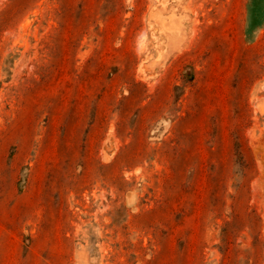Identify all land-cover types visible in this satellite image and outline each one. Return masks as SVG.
<instances>
[{
	"label": "rangeland",
	"instance_id": "obj_1",
	"mask_svg": "<svg viewBox=\"0 0 264 264\" xmlns=\"http://www.w3.org/2000/svg\"><path fill=\"white\" fill-rule=\"evenodd\" d=\"M0 264H264V0H0Z\"/></svg>",
	"mask_w": 264,
	"mask_h": 264
}]
</instances>
